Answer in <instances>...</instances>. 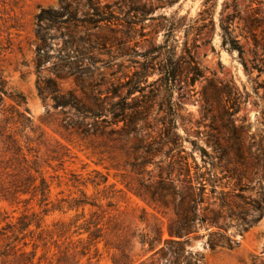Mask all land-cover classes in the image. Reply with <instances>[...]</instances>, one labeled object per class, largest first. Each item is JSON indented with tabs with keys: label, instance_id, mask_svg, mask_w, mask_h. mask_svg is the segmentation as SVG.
Here are the masks:
<instances>
[{
	"label": "rangeland",
	"instance_id": "374dc122",
	"mask_svg": "<svg viewBox=\"0 0 264 264\" xmlns=\"http://www.w3.org/2000/svg\"><path fill=\"white\" fill-rule=\"evenodd\" d=\"M69 1L83 12L85 0ZM94 1L108 5L112 18L109 26L82 34L99 68L82 80L87 94L110 96L105 107L116 104L118 117L94 118L42 100L36 91L34 18L58 0H0V83L24 98L34 131H27L29 146L49 184L45 215L38 197L17 205L0 199V228L14 223L24 208L40 213L41 229L25 239V251H35L39 264H264V207L260 220L246 229L226 219L221 233L231 246L211 249L215 227H197L183 245L169 242L172 208L137 195L146 196V186L170 165L174 179L181 161L191 176L195 165L208 173L206 192L214 208L219 193L227 192L230 206H240L234 212H246L247 219L257 214L248 203L264 195V1ZM230 44L242 47L248 72ZM195 74L200 77L192 83ZM60 87L80 97L73 77ZM4 102L9 124H20L10 100ZM124 124H135L127 137ZM19 129L13 127L17 134ZM167 129L174 144H163ZM237 140L249 148L254 166L250 181L242 182L244 192L235 184L240 166L233 172L218 149ZM145 148L156 152L147 157ZM141 158L148 163L139 168Z\"/></svg>",
	"mask_w": 264,
	"mask_h": 264
},
{
	"label": "trees",
	"instance_id": "16d2710c",
	"mask_svg": "<svg viewBox=\"0 0 264 264\" xmlns=\"http://www.w3.org/2000/svg\"><path fill=\"white\" fill-rule=\"evenodd\" d=\"M264 0H258L261 4ZM83 12L79 14L77 7L73 6L69 0H58L57 6L41 8L34 18V68L37 75L36 91L42 99L52 101L53 108H71L80 112L83 111L94 118H101L105 113L118 117L115 112L116 104H111L109 108L105 103L110 100V96L101 99L99 95L88 93L82 76H91L99 68L96 67L91 52L85 48L82 34L86 31L96 30L103 26H109L112 18L109 6L101 5L94 0H85L82 4ZM257 22V21H255ZM234 42V41H233ZM256 46L259 42L256 37L253 39ZM227 40H223L226 45ZM229 44V43H228ZM264 49V44L262 45ZM230 49L237 50L240 54L243 69L248 72V67L242 59V47L231 46ZM52 76H44L43 72ZM73 77L75 82V91H79L80 97L75 92L62 91L60 84ZM200 77L195 74L192 83ZM116 95V92H112ZM10 100L9 109L16 116L20 124H9V119L4 115L5 102L4 98ZM85 99L91 102L87 105ZM113 107V109H112ZM22 109V110H21ZM27 112L24 108V98L21 95L8 92L5 86L0 83V199L6 201L9 205H17L38 197V204L42 208L41 213L45 215L48 212L49 204V184L42 176L36 160L37 151L29 146L30 138L27 131L34 132L29 118L25 115ZM121 115V114H120ZM128 122L135 119L133 116L128 117ZM135 124H124L122 132L127 137L131 128ZM19 126L17 134L13 127ZM232 132L236 130L231 126ZM23 132V133H22ZM236 133V131H235ZM234 133V134H235ZM19 135V136H18ZM18 138L22 139L20 141ZM23 142V143H22ZM171 142L168 129L164 133L163 144ZM157 145H160L157 143ZM227 162L232 163V171L237 172L240 166V175L237 176L236 186L240 192L247 189L246 182L250 181L251 168L254 167L249 148L244 146L240 141L233 142L229 145L219 146ZM146 156H152L156 150L145 148ZM201 157H208L204 148L198 147ZM32 151L35 154H32ZM30 158V159H29ZM139 168L145 163L141 158ZM178 172L175 178L172 167L165 176H159L158 180L146 186L144 195L137 193L138 196L147 198L151 203H156L160 207H171L174 219L169 223L167 231L170 237L169 242L177 245H183L188 241L190 234H195L197 227H215L218 230L209 234V247L214 249L217 246H231L230 239L221 233V229L226 226V219H236L244 229L250 227L253 223L260 220L264 207V195L258 201H253V210L257 213L253 218L247 219L244 213L234 212V208L240 206H230L227 192H220V203L214 208L215 202H209V195L206 192L207 183H209L208 173L202 172L197 165L194 166L193 175H190V166L186 163L178 164ZM246 181L242 184L243 181ZM214 193V186L211 184L210 194ZM29 195L27 199H20L21 196ZM238 199L246 200L240 194L235 195ZM40 213H35L24 208L16 218L14 223L5 222L0 228V263L1 264H39L34 263L35 251L26 252L25 247L27 237H33L35 231L41 229L42 217ZM243 215V216H242ZM222 222V223H221ZM41 240V232L37 234L36 241ZM22 242L21 246L19 243ZM33 247L34 246L33 243Z\"/></svg>",
	"mask_w": 264,
	"mask_h": 264
}]
</instances>
